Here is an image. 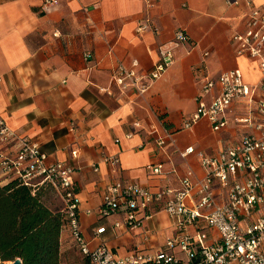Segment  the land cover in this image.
<instances>
[{"label": "crops", "instance_id": "0c3cea01", "mask_svg": "<svg viewBox=\"0 0 264 264\" xmlns=\"http://www.w3.org/2000/svg\"><path fill=\"white\" fill-rule=\"evenodd\" d=\"M232 1L59 0L44 9L42 0H0V115L13 131L42 148L48 162L73 169L79 221L92 250L105 243L120 258L153 256L177 235V221L162 211L165 203L137 229L113 232L126 208L107 218L99 214L112 183H139L155 194L179 191L188 170L199 178L207 174L197 153L185 158L181 153L193 147L217 158L255 132L233 122L254 109L247 100L232 105L231 124L223 132H215L207 120L183 129L198 107L204 78L239 69L249 86L264 83L260 60L235 52L233 37L245 30L250 9L244 1ZM255 4L264 8V0ZM145 25L149 28L140 32ZM178 31L188 41L175 47ZM164 45L174 47L175 62L162 78L148 82L145 94L113 85L118 63L147 76ZM213 95L204 102L209 104ZM255 97L264 98V92ZM109 157L121 161L118 173ZM150 165H162L161 175L152 174ZM11 178L0 170L2 185ZM215 187L220 199L222 190ZM103 227L106 232L96 235ZM72 243L65 232V262L73 260Z\"/></svg>", "mask_w": 264, "mask_h": 264}, {"label": "built area", "instance_id": "2783aa9c", "mask_svg": "<svg viewBox=\"0 0 264 264\" xmlns=\"http://www.w3.org/2000/svg\"><path fill=\"white\" fill-rule=\"evenodd\" d=\"M42 1L44 9L59 3V0ZM241 1L250 12L245 30L233 37L235 52L241 57L260 60L264 82V8L257 7L256 0H233L229 4L240 5ZM147 28L148 25L142 26L139 31ZM186 41V34L178 31L173 46ZM159 55L158 63L147 76L118 63L113 85L122 90L134 87L145 94L151 86L148 82L162 78L175 62L174 47L162 46ZM137 66L138 62L134 61L133 67ZM260 91L264 92V83L260 87L249 86L239 69L222 73L218 78H204L198 107L184 122L183 129L192 130L194 125L207 120L215 132H223L231 124L228 113L232 105L247 100L254 109L248 117H237L233 122L255 131L237 145L224 148L217 158L206 157L193 147L181 153L183 158L197 153L207 173L204 178L188 170L181 180V190L160 194L139 183L122 180L107 188L99 214L107 218L126 208L124 220L114 225L113 232L121 227L137 229L157 205L165 203L162 211L177 221V235L168 238L163 249L153 256L138 253L120 258L105 243L92 250L79 221V201L71 177L73 169L62 162H48V154L13 131L1 115L0 170L11 176V180L21 179L34 191L50 187L57 192L63 200L76 249L90 264H264V98L255 97ZM207 95H213L209 104L204 102ZM159 145L164 147L165 140L159 141ZM8 147L14 151L8 152ZM107 161L113 173H118L121 161L116 157ZM150 169L152 174L161 175L162 165H150ZM216 183L222 190L220 199ZM166 196L171 197L164 202ZM105 232L103 227L96 235Z\"/></svg>", "mask_w": 264, "mask_h": 264}, {"label": "trees", "instance_id": "16d2710c", "mask_svg": "<svg viewBox=\"0 0 264 264\" xmlns=\"http://www.w3.org/2000/svg\"><path fill=\"white\" fill-rule=\"evenodd\" d=\"M47 189L34 191L19 178L0 183V264L20 258L22 264H64L65 232L76 249L65 207L54 209L45 199ZM82 256L79 262L90 264Z\"/></svg>", "mask_w": 264, "mask_h": 264}, {"label": "rangeland", "instance_id": "374dc122", "mask_svg": "<svg viewBox=\"0 0 264 264\" xmlns=\"http://www.w3.org/2000/svg\"><path fill=\"white\" fill-rule=\"evenodd\" d=\"M47 193H48L47 194V198L51 202L52 207L54 209L59 208L60 206H57L59 199L57 198L56 194L54 192H50V191H48ZM74 251L75 252H74L73 260L71 262L70 261H68V262L66 261V264H82V263L79 262V260L82 259L81 255L79 254V252L75 248H74ZM64 264H65V262H64Z\"/></svg>", "mask_w": 264, "mask_h": 264}, {"label": "water", "instance_id": "95a60500", "mask_svg": "<svg viewBox=\"0 0 264 264\" xmlns=\"http://www.w3.org/2000/svg\"><path fill=\"white\" fill-rule=\"evenodd\" d=\"M22 259L20 258V259H17L16 261H14V262H6L5 264H22Z\"/></svg>", "mask_w": 264, "mask_h": 264}]
</instances>
